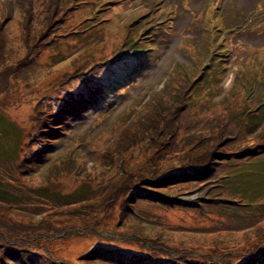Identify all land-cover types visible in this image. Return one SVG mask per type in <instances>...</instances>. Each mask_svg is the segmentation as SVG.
<instances>
[{"label": "rangeland", "instance_id": "1", "mask_svg": "<svg viewBox=\"0 0 264 264\" xmlns=\"http://www.w3.org/2000/svg\"><path fill=\"white\" fill-rule=\"evenodd\" d=\"M51 1L53 9L33 2L25 10L24 0H0V111L9 116L11 112L12 120L19 122L24 103L34 104L27 127L30 138L22 139L19 148L0 129L3 157H16L23 150L18 171L0 163V179L10 193L18 187H47L41 193L52 196L58 190L53 186H64L60 198L76 188L73 181L86 187L72 204L46 201L43 195L32 203L0 204V264H264V159L224 174L229 197L244 198L243 202L222 197L216 205L204 194V188L214 194L224 186L225 178L213 176L231 154L248 145L246 150L252 149L254 142L264 154V130L257 133L260 124L252 133V127L246 128L251 135L238 139L241 129L236 121L242 113L233 111L235 105H243L253 72L264 76V64L253 62L264 53L259 46L264 31H258V23L232 41L240 42L234 48L236 60L223 72L213 57L217 42L204 54L197 51L204 40L193 26L203 21L196 15L203 0H187L186 7L183 0ZM166 5L174 8L167 24ZM228 5L226 19L233 15L235 21L255 9L253 0H222L219 11ZM150 22L157 24L149 28ZM213 36L204 34L205 40ZM144 40L154 50L134 55ZM221 46L227 47L224 39ZM182 68H188V74ZM130 75L136 79L128 80L127 89L97 94L96 80L122 84ZM5 80L8 89L1 91ZM203 80L213 82L200 84L193 99L198 106L213 107L183 112L182 102H176L181 90L189 87L183 96L185 108L187 94ZM72 102L81 112L64 116L62 106ZM154 118L160 120L158 128ZM59 119L57 132H49ZM215 149L228 157L210 159L215 160L212 165L210 160L198 161ZM243 157L241 163L252 158ZM180 166L209 168L208 173L192 170L202 176L182 200L198 195L204 204L217 206L211 211L222 216H211L215 220L207 224L210 228L188 226L193 232H187L184 219L178 221L187 217L186 211L136 196L173 198L182 183L174 189L175 185L151 186L147 181L166 173L172 178L182 169L164 172ZM201 211L210 212L193 213ZM168 244L178 259L165 251ZM163 255L173 259L159 263Z\"/></svg>", "mask_w": 264, "mask_h": 264}, {"label": "trees", "instance_id": "2", "mask_svg": "<svg viewBox=\"0 0 264 264\" xmlns=\"http://www.w3.org/2000/svg\"><path fill=\"white\" fill-rule=\"evenodd\" d=\"M33 2H39L40 4L42 2L49 3L48 1H45V0H24L23 9L28 10L29 7L31 5H33ZM179 35H181V34H179ZM205 45H208V44L206 43ZM256 71L254 74H252L253 80L251 79L248 81V85H249L248 87L250 88V90L248 89L246 91L247 93L244 96V99L241 101L243 103V105H241V106H239V104L235 105L234 109H233V111H237V112L242 113L241 115L238 114L237 121H236V123H237L236 126H238V127L240 126V129H241L237 134L238 139H243V138H246L249 135H251L249 133H252L259 124L261 127L260 128L261 131H259L257 133H262L264 130V76L257 74ZM8 84H9V82L5 80L3 82V84H1V91L3 89H8ZM184 101H186V100L185 99L182 100V98L179 97V99L176 102L178 104L182 102V105H181L182 109H183L182 111L185 113L194 110V108L196 110H199L201 107H203L205 109H208V107H210V108L213 107L211 105H207V103H202L200 106H198L196 104L189 102V105H188L189 107L187 106L184 108V105H183ZM24 104L26 106V110H24L22 112L23 116L22 117L20 116V118H18L19 122H15L12 120L11 112L8 111L10 113V116H9L6 114V112L4 113V112L0 111V129L3 130L2 134L4 133L6 136H9L13 139L14 147L17 145L16 149L20 147V142L22 141V139L28 138L27 127H29V125L32 124L31 119L33 118L32 109L34 108V104H32L30 107L28 106L27 102H25ZM71 111H77V113L81 112L80 109L75 108L74 103L73 104H70V103L66 104L62 108V113L64 114V116L68 114V116L70 117ZM215 111L220 114L219 110L215 109ZM196 120L197 119H195L194 121H196ZM153 121H156L154 126L156 128H158V126L160 125V120L158 118H154ZM60 124H62V120L59 119V122L55 125L56 128L50 129L49 132H54V133L57 132V130L60 128L59 127ZM251 127L253 129L249 130V133H247L246 130L248 128H251ZM30 130H31V128H30ZM64 130H65V128H64ZM47 134H49V133H47ZM228 137L231 138L230 136H228ZM229 138H224V140H229ZM254 144L256 145L257 142H254ZM250 147L251 146L248 145V147L245 148L244 150H246ZM244 150L241 151V153L245 152ZM158 151L159 150H156V152H158ZM218 153L219 152L215 149L210 154L208 153L205 159L198 160V161L206 162V161H209L210 159L217 158L218 156H220V154H218ZM22 154H23V150L19 151L16 154V157H13V156L3 157V155L0 154V163H2L3 165H6L10 169L18 171V166H19V163L21 160L20 156ZM71 157H72V155L68 159L69 162H72ZM233 158H235V157H233ZM22 160H25V158H22ZM230 161L231 162L227 164L229 166L228 172L238 170V168L233 165V163H232L233 160H230ZM211 163H212V160L209 161V164H211ZM224 168H225V166H224ZM177 169H182V166L172 168L171 171H165L164 173H166V172L172 173L173 171H175ZM193 169H202V171H197L196 173H200V172L208 173L209 172V168H207V167H202V168L197 167V168H192V169H188V170L182 169L181 171H179V173H172V175H173L172 178H166V176L169 174V173H166V174H163V175H160L157 177L155 176L153 179H150L147 181L148 184L151 186L175 185V187H173L174 189L177 187L176 186L177 183H182V185L178 186L179 192L177 193V195H174L173 198H169L168 195H166L165 200H164L163 198L157 197V195H155V196L150 195V193L136 194L137 197H142V199H149L156 206L160 207L162 205L165 208L167 206L168 207H175V208H178L179 210L186 211L187 213H185V215L187 217L183 218L182 216H180L178 218V221L181 222V221H183L182 219H184V226H182V227L185 228L184 230H186L187 232H193V231L187 229L188 226H190V227H201L202 226V227L210 228L211 226H208L207 224L212 223L215 220L211 216H217V217L222 216L218 213L211 211V209L216 210L215 207H217V206L210 205V203L204 204L202 201H199L201 199V197L198 195L196 198H194L191 201H187V200H189V198H186V200H182L183 197L189 196V193H187L185 191H187L191 188H194V187H191V186L195 185L193 183L194 180L198 179V177L202 176L201 174H193V173H195L192 171ZM149 173H152V172H149ZM161 176H163L162 179H161ZM71 178H72V176H71ZM223 178H225L224 179L225 184L223 187L219 186L218 189H216L214 191V194L211 193L212 191H210L209 194L206 193V190L208 189V187L204 188L205 189L204 194H206L208 197H211L213 199V201L216 203V205H219V203H218L219 199H221L222 197H223V201L224 200L227 201L228 199L231 200V199L237 198L243 202L244 198L242 199V198L237 197V196L229 197V195L227 193L228 187L226 188V184L228 183L229 179L225 176ZM73 182L76 184V188L69 191L68 194H64L63 197L60 198V196L62 195V191H60V190L64 189V186H61V188L53 186V188H57L58 190H55L57 192H55L52 196L45 195V194L41 193V192L47 191V189H48L47 187L41 188V190H37L35 188H32V189H29L26 191L24 190V187H18V188H15L13 190V193H10L7 190L8 185L6 183H3L2 180L0 179V204L1 205L5 204L7 206L8 203H6V201L9 202L10 200H12L13 202L23 201L25 203H32L40 195L45 196V199H47L46 201H57L58 203L59 202H62V203L66 202L64 204H72V202L76 201L77 197L84 195L83 192L85 191V187H86L85 185H83L79 181H73ZM50 183H52V181H50ZM27 188H29V187H27ZM194 195L195 194H193L192 196H194ZM137 197H136V199H137ZM73 199H74V201H73ZM70 200H72V201H70ZM174 200H176V201L174 204H172L171 202ZM160 201H163L164 204H161ZM32 206H33V204H32ZM199 209H208L210 212L201 211V213H198V212L193 213L194 211L199 210ZM220 210L221 209H219V211ZM255 213H256L255 215L262 214L260 211H255ZM236 217L237 216H235V218ZM263 219H264V217H263ZM44 224L49 225L50 223L46 222ZM172 247H174L172 244H168L167 248H165L166 249L165 251L167 253H172L173 257H176L178 259L179 254L173 253L171 250ZM229 251L230 250H227L224 254L228 253ZM14 254H16V252H14ZM93 254H95V253L91 252L90 255L92 256ZM14 257L17 258V255H15ZM28 257L31 258L30 255ZM173 257L163 255V257L159 261V263H163L165 260L171 261L173 259Z\"/></svg>", "mask_w": 264, "mask_h": 264}]
</instances>
